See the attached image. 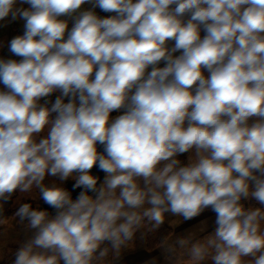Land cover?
I'll list each match as a JSON object with an SVG mask.
<instances>
[{"label": "clouds", "instance_id": "clouds-1", "mask_svg": "<svg viewBox=\"0 0 264 264\" xmlns=\"http://www.w3.org/2000/svg\"><path fill=\"white\" fill-rule=\"evenodd\" d=\"M17 21L0 261L125 264L168 225L144 264H264V0H0Z\"/></svg>", "mask_w": 264, "mask_h": 264}, {"label": "rangeland", "instance_id": "rangeland-1", "mask_svg": "<svg viewBox=\"0 0 264 264\" xmlns=\"http://www.w3.org/2000/svg\"><path fill=\"white\" fill-rule=\"evenodd\" d=\"M26 7V5H25ZM22 26H23V21H17L14 22L12 24H10L7 28L4 29H0V40H8L10 39L12 36L17 35V34H22ZM0 55H8L7 50L4 49L3 51H0ZM14 209L12 207L8 208V214L10 215L12 213ZM209 215V214H207ZM200 218L194 219L192 221L186 222L183 225H181L179 228L176 229V231H183L184 230V226H195L198 224ZM191 228V227H189ZM188 228V229H189ZM23 233L21 232L20 228L17 227L15 230H13L11 233L8 231H5L4 234L2 236H0V243H8V245L10 244H14L12 241L18 240V239H23ZM16 245V244H14ZM144 250H147L145 247V243H141L138 241L137 246L135 248L134 251H130L127 252L125 254L124 258L129 259L131 256V254H133V252H139V253H143ZM152 253L156 254V256L158 255L157 251H152ZM134 257V256H133ZM144 257H146L144 255ZM147 260L142 261L141 259L131 263V264H144V262ZM161 264H163V262L161 261Z\"/></svg>", "mask_w": 264, "mask_h": 264}, {"label": "crops", "instance_id": "crops-1", "mask_svg": "<svg viewBox=\"0 0 264 264\" xmlns=\"http://www.w3.org/2000/svg\"><path fill=\"white\" fill-rule=\"evenodd\" d=\"M206 215H207V214H206ZM201 219H203V217H201ZM201 219H199V220H201ZM189 227H192V226H189ZM189 227H188V226H184V230H185V229H188ZM144 255H145L146 257H144ZM131 256H132V257H130L129 259L124 258L125 264H131V263H134V262H136V261H138V260H140V259H141L142 261H144V260H149V259H151L152 257H155L156 254H154V253H152V252H149V251H147V250H144L143 253L133 252V254H131ZM133 256H134V257H133Z\"/></svg>", "mask_w": 264, "mask_h": 264}, {"label": "trees", "instance_id": "trees-1", "mask_svg": "<svg viewBox=\"0 0 264 264\" xmlns=\"http://www.w3.org/2000/svg\"><path fill=\"white\" fill-rule=\"evenodd\" d=\"M171 230H172V229H171L168 225H165L164 228L161 229L160 233L157 234V237H155V238H150V239L147 241V243H145V247H146V249L152 247V244H153V242H154V239L158 238L159 235H163L164 233H166V232H168V231H171ZM15 247H16V245H14V244H10V245H8V248H11V249H13V250L15 249ZM0 264H5V262H4V261H0Z\"/></svg>", "mask_w": 264, "mask_h": 264}]
</instances>
